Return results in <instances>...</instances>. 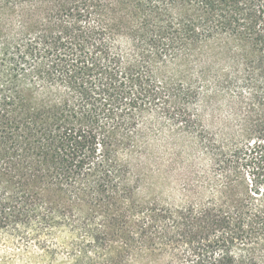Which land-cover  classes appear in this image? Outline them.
<instances>
[{
    "label": "trees",
    "instance_id": "1",
    "mask_svg": "<svg viewBox=\"0 0 264 264\" xmlns=\"http://www.w3.org/2000/svg\"><path fill=\"white\" fill-rule=\"evenodd\" d=\"M0 264H264V0H0Z\"/></svg>",
    "mask_w": 264,
    "mask_h": 264
},
{
    "label": "rangeland",
    "instance_id": "2",
    "mask_svg": "<svg viewBox=\"0 0 264 264\" xmlns=\"http://www.w3.org/2000/svg\"><path fill=\"white\" fill-rule=\"evenodd\" d=\"M208 100L203 109L205 130L208 137L220 141V91L210 93ZM185 142L189 144L188 140L184 139L180 140L178 145H183ZM187 144H185L186 148L189 146ZM198 144L193 151L191 150V156L198 158L195 163L188 158L179 160L173 165H168L171 159L168 152L164 151L166 147L156 145L152 150L153 153L145 160L148 165L146 169L148 177L143 187L144 193H150L161 201H178L184 194L182 181L185 177L203 181L207 179V175L214 176L216 172L219 174L220 164L216 163L214 158H211L212 155L205 153ZM187 150L186 153H191L189 149ZM214 152L220 153V145ZM197 191L201 189L198 188Z\"/></svg>",
    "mask_w": 264,
    "mask_h": 264
}]
</instances>
